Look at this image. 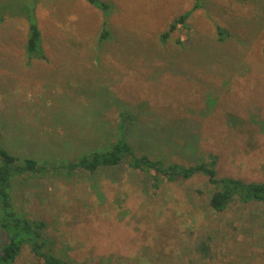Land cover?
Listing matches in <instances>:
<instances>
[{
	"label": "rangeland",
	"instance_id": "374dc122",
	"mask_svg": "<svg viewBox=\"0 0 264 264\" xmlns=\"http://www.w3.org/2000/svg\"><path fill=\"white\" fill-rule=\"evenodd\" d=\"M100 1L110 15L86 0H19L35 10L40 56L27 54L24 9H0L4 148L68 164L108 150L126 123L138 154L188 167L216 155L220 177L264 182V0H206L165 41L193 0ZM142 179L127 166L26 175L12 202L73 264H264L263 205L218 213L204 176L146 192ZM35 262L25 249L16 264Z\"/></svg>",
	"mask_w": 264,
	"mask_h": 264
},
{
	"label": "trees",
	"instance_id": "16d2710c",
	"mask_svg": "<svg viewBox=\"0 0 264 264\" xmlns=\"http://www.w3.org/2000/svg\"><path fill=\"white\" fill-rule=\"evenodd\" d=\"M18 1L0 2V9L4 13L9 12L8 10L15 6L24 9L25 13L22 16L29 23L27 54L40 56L42 34L35 10L33 8L26 11L25 3ZM205 1L193 0L192 8L175 19L170 29L162 35L163 41L178 28L186 27L192 14L204 9ZM86 2L99 8L105 16L110 15L111 5L109 3L100 0H86ZM106 27L107 21L103 23L101 42L109 35ZM216 29L220 41H225L230 36L221 26H217ZM127 127L126 123L122 125L123 134L105 152L95 151L68 164H52L50 162L42 164L29 158L20 162L18 157L4 148L0 134V231L7 237V241L0 247V264H16L25 249H29L35 258L34 264H73L70 259L64 258L56 251L54 243L46 235L47 224L41 219L29 217L25 212L16 209L15 203L12 202L11 190L14 181L22 183L26 175L45 178L59 174L62 170L66 171L68 175H72L76 171L95 174L101 169L127 166L130 170L143 176L141 183L143 191L149 190L151 187L159 190L167 184L185 182L196 176H204L214 188L209 194L207 203L213 211L224 212L230 204L236 201L242 205L260 204L264 206V182L246 183L240 179L220 177L217 171L219 158L216 155H210L207 162L188 167L166 164L162 160L138 154L128 140L127 130H125ZM202 252L204 257H208V246H203Z\"/></svg>",
	"mask_w": 264,
	"mask_h": 264
}]
</instances>
